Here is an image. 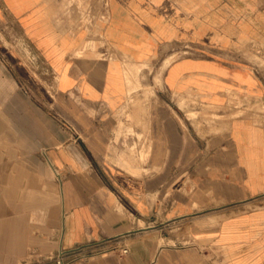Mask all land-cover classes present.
Instances as JSON below:
<instances>
[{"label": "crops", "instance_id": "obj_1", "mask_svg": "<svg viewBox=\"0 0 264 264\" xmlns=\"http://www.w3.org/2000/svg\"><path fill=\"white\" fill-rule=\"evenodd\" d=\"M86 2L111 49L71 0H0V264L117 241L69 264H264V74L241 54L264 0ZM175 48L132 89L127 62Z\"/></svg>", "mask_w": 264, "mask_h": 264}, {"label": "rangeland", "instance_id": "obj_2", "mask_svg": "<svg viewBox=\"0 0 264 264\" xmlns=\"http://www.w3.org/2000/svg\"><path fill=\"white\" fill-rule=\"evenodd\" d=\"M70 7L74 9L78 8L79 15L84 14L83 21H86L88 24L90 23V26L92 28V34L90 35L89 40L85 43V46H91V47L97 48V45H100L102 47H109L111 49V45L108 44L106 40L104 39V37L101 35V31L97 23L96 22L92 23V20H90L88 16L86 15L88 12V4L86 0H79V1L71 0ZM102 18H105V16H103ZM7 25L8 23L6 22L4 23L3 28L0 26V36H2L4 40H6L4 31ZM23 47L24 49L21 50L22 51L21 55L23 56V58L26 59L31 64L34 62V64L36 65V62H37L36 60L38 59V56H36L34 52L29 50L25 44H23ZM189 52L190 51L184 50V48H175V49L168 50V52L165 53L163 56H161V54L158 53L155 56L154 60H150L146 62L145 64L136 65V64H131L127 62L126 74L131 83L132 89H136L139 91V90H142V88H144V91L150 94L151 96L152 90L155 89V86H152L151 84L153 82L152 76L154 72L156 74L155 82L158 85H160L159 84L161 83L160 75L162 74L169 60L177 55L186 54ZM241 54L242 56H244L245 59L255 63L258 69L264 74V39L263 38L260 40H245L244 44L241 46ZM106 55L117 57L118 52H115V50H110V52L106 53ZM125 58H128V57L125 55ZM163 58L164 60H162ZM161 63L162 65L158 71L157 67ZM33 68L36 70V76L38 77V79L41 81H44L45 77L42 74H40V69L36 67H33ZM132 100L133 99H131V94H130L129 101L127 104L130 105V103H132ZM231 102L239 105V109L232 110V115L234 116L245 114L250 111V110H246L243 107L244 99L238 93H234L232 95ZM139 104H140V99H137L134 101L135 106ZM247 106H251V104H248ZM128 117L133 118L134 116L132 114H128ZM252 205H253L252 202L249 203L248 208H252ZM246 210L247 208H245V211ZM229 211L230 213H236L242 210H241V207L238 208L236 206H230ZM184 233L188 235L190 232L186 230L184 231Z\"/></svg>", "mask_w": 264, "mask_h": 264}, {"label": "built area", "instance_id": "obj_3", "mask_svg": "<svg viewBox=\"0 0 264 264\" xmlns=\"http://www.w3.org/2000/svg\"><path fill=\"white\" fill-rule=\"evenodd\" d=\"M114 249L119 250L123 254L129 251L126 243L120 245L118 241L108 247H105L100 242H87L69 248H60L50 255L48 259L52 260L53 264H69L74 260L88 258Z\"/></svg>", "mask_w": 264, "mask_h": 264}]
</instances>
